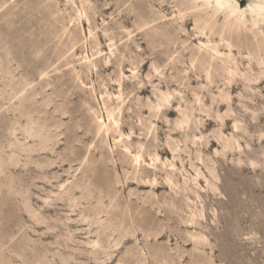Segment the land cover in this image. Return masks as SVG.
<instances>
[{
  "label": "rangeland",
  "instance_id": "obj_1",
  "mask_svg": "<svg viewBox=\"0 0 264 264\" xmlns=\"http://www.w3.org/2000/svg\"><path fill=\"white\" fill-rule=\"evenodd\" d=\"M163 1L0 0V264H264V18Z\"/></svg>",
  "mask_w": 264,
  "mask_h": 264
},
{
  "label": "bare ground",
  "instance_id": "obj_2",
  "mask_svg": "<svg viewBox=\"0 0 264 264\" xmlns=\"http://www.w3.org/2000/svg\"><path fill=\"white\" fill-rule=\"evenodd\" d=\"M174 1H175V5L174 6H178V7L179 6L181 7L185 3H187V0H174ZM163 2H166V0H164ZM166 3H169V2H166ZM248 6H249V9H250V12H251L250 20H251L252 24H251V22H250V24L255 26L256 24L259 23V19L262 20L264 18V0H255V1L252 2V5L251 4H248ZM187 8L188 9H193L192 10V17H193V20L195 22V26L196 27H199L197 29H205V28H209V30H211L210 28L213 29L212 26L215 24V21H216L215 17H217L216 14L218 12L225 13L224 15H225L226 19H229V21L232 20V23H234V22L235 23H245L247 21L243 17V11L240 9L241 6H240V4H239V2L237 0H230V1H228V0H200L198 2L196 0H194L191 3L190 8L189 7H187ZM179 12H181V10ZM140 14H142V13H140ZM208 15H210V16H208ZM144 16H146V15L144 14ZM203 16L209 17L210 19L204 18ZM257 16H259V18ZM183 17L184 16L182 15L180 17V19L182 20ZM159 18H161L160 20H162V19L166 18V15L163 14V15L159 16ZM230 18H232V19H230ZM211 19H213V20H211ZM144 20H147V21H144ZM144 20L143 21H144V24L145 25L149 24L150 22L156 21L153 18L152 19H149L150 21H148V19H144ZM210 21H213V22H210ZM202 44L204 45L205 50L211 51L212 54H214L215 56H217L219 58H220V56H222V53H220V51L217 50V48L215 46L216 44H210V42L207 43V44H204V43H202ZM156 97H157L159 103H161V102H168V100L170 98V92H167V91H159L158 90V93H157ZM150 106L155 109L156 107L159 106V104L150 103ZM139 158H140V154L137 155V156H135L136 163L139 162V160H140ZM155 159H158V157H156Z\"/></svg>",
  "mask_w": 264,
  "mask_h": 264
}]
</instances>
